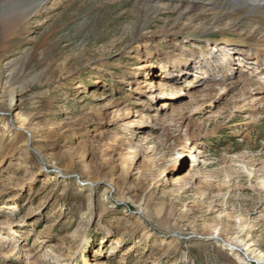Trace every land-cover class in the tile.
Instances as JSON below:
<instances>
[{"label":"rangeland","instance_id":"obj_1","mask_svg":"<svg viewBox=\"0 0 264 264\" xmlns=\"http://www.w3.org/2000/svg\"><path fill=\"white\" fill-rule=\"evenodd\" d=\"M207 1L0 0V227L18 224L0 264H246L236 241L264 253V90L229 84L256 59L231 51L226 62L214 40L231 20L190 11ZM181 14L196 29L161 34ZM254 26L247 18L237 32ZM137 34L148 42L140 57L129 53ZM19 118L42 154L13 133ZM176 128L197 164L168 163ZM114 144L124 150L109 162ZM125 154L139 158L129 170ZM90 180L100 181L91 212Z\"/></svg>","mask_w":264,"mask_h":264},{"label":"bare ground","instance_id":"obj_2","mask_svg":"<svg viewBox=\"0 0 264 264\" xmlns=\"http://www.w3.org/2000/svg\"><path fill=\"white\" fill-rule=\"evenodd\" d=\"M208 2V1H207ZM163 5L159 2L158 6ZM158 7V8H159ZM220 8V9H219ZM219 9L221 10L220 19L222 21L225 20H231L230 24H227L224 28H220L219 31L222 33L224 39H215L214 45L218 46V50L220 49H227L230 50L228 54L225 55L226 62L231 59V51L237 52L239 54L240 58H246V59H253L251 56H255L256 61L252 64L255 66L252 68V71L245 77L240 78L232 83V84H242L244 85V88L247 92H250V88L252 86H257L259 91L264 90V67L259 66L257 61H259L260 57L264 58V0H211L210 2L206 4H195L190 9L191 12L193 11H201V16L204 18H207L211 11ZM185 15L181 14L180 21L178 22L176 27H173L172 30L164 29L161 31V34H163L165 37L171 35H178L182 30L187 29H196L193 27V21L192 19L188 23H184ZM247 18H253L257 24V26H254V30L250 32H243L241 30L239 33L237 32L238 29L240 30L241 24L244 22ZM220 25L221 22H216L215 25ZM260 26V27H259ZM216 26L211 27L210 30L215 31ZM175 29V30H173ZM200 29V28H199ZM228 34H239V38L236 40H227L226 35ZM146 34H137L134 38V41L132 45L129 47V53L136 54L137 56H141L142 54V48L144 46V43L146 42ZM150 39H148L149 41ZM216 43L218 45H216ZM178 46V45H176ZM248 50H244V49ZM217 50V49H216ZM178 51V50H177ZM180 53V52H179ZM185 53V51H184ZM171 58H173L171 56ZM170 59V58H169ZM190 58L187 54H181L178 57L174 59L176 61L177 65L187 66L189 65ZM171 61V60H170ZM242 64V63H241ZM163 66V65H162ZM165 69H167V65L164 63L163 66ZM263 68V69H262ZM231 79V78H230ZM233 79V78H232ZM6 83L0 81V95H4L6 93ZM167 87V83L163 81H158L157 85L155 84L154 87L150 90L151 98L158 99L159 97L162 98L163 90ZM211 86H209V89L206 90V92H209L211 90ZM213 90V89H212ZM18 91L13 88L8 91L9 96V102L7 108L13 107V102L15 101V96L17 95ZM171 95V94H170ZM19 126L16 128V132H13L17 136H19V141L28 147H31L32 149L36 150L39 154L41 153L40 150H38L35 145L38 139V134H32L29 132L26 120L19 118ZM178 128L170 130L166 134V147L168 149L167 157L170 158V161H168L169 164H172L173 166L177 165L179 160H181L182 156H186V158H189L194 162V164L198 163V157L199 155L196 154V151H194V146H192V143L190 138L191 136L187 137L185 140L182 139V137L178 134ZM12 131V130H11ZM190 135V134H189ZM123 146V145H122ZM122 150H124L123 147L119 144H114L113 151L110 154L106 155L107 160L113 161L114 155L118 156L120 153H122ZM127 152V151H126ZM125 153V152H124ZM200 153V152H199ZM198 153V154H199ZM42 154V153H41ZM124 155V154H121ZM125 154V160L129 163L128 170L132 167L133 161L136 163L139 158L137 156H134L133 159L130 158V156H126ZM54 165V163L52 164ZM73 166L69 170V172L73 171ZM10 178H15V176L10 173ZM88 191L89 193V199H90V212L92 211L91 201H93V194L91 193L93 190H95V186L98 185L100 181H94L90 180L88 181ZM23 187V185H21ZM109 192H111L110 188H106L104 191L103 197H106L109 195ZM118 202H123L122 199H117ZM8 211H10L12 214L17 210L16 205L9 204L5 207ZM140 213L142 215H145L144 209L141 207L140 204ZM18 224L9 221V223L6 226L0 227V242L1 243H7L12 240V238H9V235H15V230L13 227H17ZM10 243V242H9ZM229 245L232 247L230 251L240 256V259L247 262L246 264H264V253L257 252L256 249H252V244H246L242 241H236V242H230ZM78 252H71V259L78 257ZM74 256V257H73Z\"/></svg>","mask_w":264,"mask_h":264}]
</instances>
